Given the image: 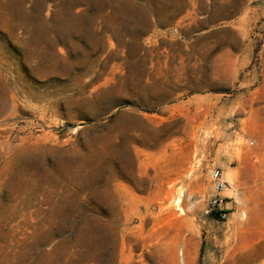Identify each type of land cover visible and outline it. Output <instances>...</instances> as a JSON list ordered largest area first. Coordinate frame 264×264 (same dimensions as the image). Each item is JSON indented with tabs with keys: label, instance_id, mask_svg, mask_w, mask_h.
I'll return each instance as SVG.
<instances>
[{
	"label": "rangeland",
	"instance_id": "374dc122",
	"mask_svg": "<svg viewBox=\"0 0 264 264\" xmlns=\"http://www.w3.org/2000/svg\"><path fill=\"white\" fill-rule=\"evenodd\" d=\"M0 264H264V0H0Z\"/></svg>",
	"mask_w": 264,
	"mask_h": 264
},
{
	"label": "built area",
	"instance_id": "2783aa9c",
	"mask_svg": "<svg viewBox=\"0 0 264 264\" xmlns=\"http://www.w3.org/2000/svg\"><path fill=\"white\" fill-rule=\"evenodd\" d=\"M220 187H223V183H219V185L217 186V189H220ZM216 203V201H215Z\"/></svg>",
	"mask_w": 264,
	"mask_h": 264
},
{
	"label": "bare ground",
	"instance_id": "6f19581e",
	"mask_svg": "<svg viewBox=\"0 0 264 264\" xmlns=\"http://www.w3.org/2000/svg\"><path fill=\"white\" fill-rule=\"evenodd\" d=\"M180 201H181V200L179 199L177 205H179Z\"/></svg>",
	"mask_w": 264,
	"mask_h": 264
}]
</instances>
